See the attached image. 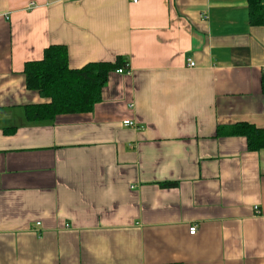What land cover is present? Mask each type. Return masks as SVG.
I'll use <instances>...</instances> for the list:
<instances>
[{
  "label": "crops",
  "instance_id": "obj_1",
  "mask_svg": "<svg viewBox=\"0 0 264 264\" xmlns=\"http://www.w3.org/2000/svg\"><path fill=\"white\" fill-rule=\"evenodd\" d=\"M52 45L130 74L30 124L23 67ZM263 74L244 0H0V264H264V149L218 135L264 131Z\"/></svg>",
  "mask_w": 264,
  "mask_h": 264
},
{
  "label": "trees",
  "instance_id": "obj_2",
  "mask_svg": "<svg viewBox=\"0 0 264 264\" xmlns=\"http://www.w3.org/2000/svg\"><path fill=\"white\" fill-rule=\"evenodd\" d=\"M244 1L248 6L249 25L264 27V0ZM127 67L129 62L117 57L114 62H91L79 69H71L65 46L47 47L40 60L27 62L23 67L26 89L45 101L24 107L26 121L30 124L53 122L62 115L90 113L101 101V92L109 74ZM262 91L264 92V74ZM218 135L244 137L249 152L264 149V131L248 124H236L223 130L220 128ZM161 186L171 188L176 184Z\"/></svg>",
  "mask_w": 264,
  "mask_h": 264
},
{
  "label": "built area",
  "instance_id": "obj_3",
  "mask_svg": "<svg viewBox=\"0 0 264 264\" xmlns=\"http://www.w3.org/2000/svg\"><path fill=\"white\" fill-rule=\"evenodd\" d=\"M132 2H136V0H131ZM37 6H36V4H34L33 2H30L28 5H27V7H26V9L27 10H32V9H34V8H36ZM186 66L188 67V68H194L195 67V63L191 60V59H188L187 61H186ZM116 73H118V74H123V75H129L130 74V69H129V67H127V68H125V69H118L117 71H116ZM123 125L124 126H129V127H133L134 126V124L132 123V122H130V121H124L123 122ZM255 210H257V208H255ZM36 226H40V223L38 222V223H36ZM196 233V227H192V228H190L189 229V234L190 235H194Z\"/></svg>",
  "mask_w": 264,
  "mask_h": 264
}]
</instances>
